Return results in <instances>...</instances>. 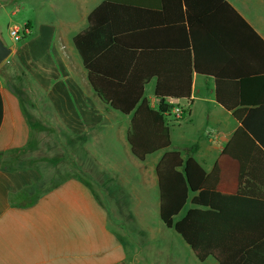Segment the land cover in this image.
<instances>
[{"label":"crops","instance_id":"crops-1","mask_svg":"<svg viewBox=\"0 0 264 264\" xmlns=\"http://www.w3.org/2000/svg\"><path fill=\"white\" fill-rule=\"evenodd\" d=\"M30 1L0 0V9L13 6L16 13L21 3ZM75 1L78 6L70 13L61 10L59 22L42 25L40 32L34 33L32 22L25 23L29 38L21 48L11 47L12 56L17 58L24 50L17 64L24 76L31 77L39 98H45L38 102L40 111L52 108L53 118L47 121L55 124L56 139L104 142L112 108L94 93L87 70L79 68L74 37L89 26V15L105 0L71 2ZM89 1L95 3L87 9L84 4ZM121 1L144 6L128 8L127 15L121 9L114 16L126 30V41L135 44L139 73L150 74L145 96L154 108L159 103L157 90L189 89L193 31L197 64L203 71H194L189 99H168L187 107L181 119L168 118L171 149L183 152L185 158L194 157L208 174L218 165V190L236 194L241 164L224 148L241 121L218 102V91L237 106L235 110L241 108V98L247 113L264 106V82L258 80L264 74L263 44L244 26L239 31L237 18L227 10L221 12L212 0H189V7L181 0ZM225 1L264 41V0ZM38 6L39 10L53 7V1L40 0ZM207 30L221 34L219 41L210 40ZM243 77L246 82L240 87ZM120 114L115 120L117 140L132 164L110 166L93 156L96 166L92 167L72 150V164L56 166L62 172L50 176L45 159L38 162L30 153L34 128L24 103L0 76V264H218L212 257L199 261L183 238L161 220L156 168L165 151L144 161L136 158L127 140L133 115ZM252 117L262 119L264 114ZM86 146L84 153L89 154ZM236 151L245 162L241 189L264 203V153L252 141ZM97 170L111 176L120 173L124 193L116 194L106 186ZM191 207L188 202L177 219ZM251 214L253 223L247 229H262L264 234V204ZM262 244L264 252V240Z\"/></svg>","mask_w":264,"mask_h":264},{"label":"trees","instance_id":"trees-1","mask_svg":"<svg viewBox=\"0 0 264 264\" xmlns=\"http://www.w3.org/2000/svg\"><path fill=\"white\" fill-rule=\"evenodd\" d=\"M188 2L181 0V3L189 7ZM211 2L221 12H231L240 24L239 31L240 26H244L264 46V41L225 0ZM142 7L133 1L105 0L89 15V26L74 37V45L87 70L90 85L105 105L123 115H133L127 140L136 158L144 161L151 154L165 151L156 168L160 217L168 229H174L192 248L198 260L203 262L212 257L218 264H264V252L260 249L264 240L262 229H247L248 223H253L251 213L261 211L264 203L249 197L251 194L241 189L245 162L244 155L236 151L239 146L244 147L246 141H252L264 153V117L257 120L252 117L257 112L264 114V106L251 108L247 113L248 109L243 106L245 99L241 98L239 102L242 106L235 110L237 106L230 105L218 91V102L226 110L234 111L236 118L241 121L238 132L224 148L227 155L239 160L241 164L240 189L236 194L223 193L218 190L221 179L218 165L208 174L194 157L185 158L183 152L171 149L168 114L173 104L168 99H189L193 73L203 71L197 64L199 50L193 31L191 45L194 59L189 89L157 90L155 95L159 103L154 108L145 96L150 74L139 73L134 57L135 44L126 41V30L121 22H115L117 17L114 16L121 9L127 15L130 13L128 8ZM25 28L29 30V26ZM207 31V37L213 42L221 37V34L217 36ZM120 52H126V56L121 57ZM260 76L258 80L264 82V74ZM245 82L246 78L243 77L238 84L242 87ZM188 202L192 207L177 219Z\"/></svg>","mask_w":264,"mask_h":264},{"label":"rangeland","instance_id":"rangeland-1","mask_svg":"<svg viewBox=\"0 0 264 264\" xmlns=\"http://www.w3.org/2000/svg\"><path fill=\"white\" fill-rule=\"evenodd\" d=\"M39 1L40 0H32L27 2V5L21 3L20 10L16 13H14L15 9L13 6H6V8L0 9V37L6 46L19 48L29 38V36H25L21 33L22 39L20 41L14 40L10 35V27L19 26L21 29H24L25 23L32 22L35 26L34 33H36V31L40 32V27H42V25H51L59 22L58 16L62 13L61 10L64 9L70 13V9L78 6L76 1L74 3L71 2L72 0H52L53 7L46 6L39 10ZM94 3L95 2L93 1H89L84 5L87 9H90ZM24 53V50L21 49L17 58L12 56L13 54L11 53L8 59L0 66V76L4 83L13 88L19 94L24 103V107L30 116L32 127L34 128L30 153L37 161L39 160L41 162L45 159V162H47V166L45 167L47 174L55 176L56 172H62L61 170H58V167L56 166H61L63 164L71 165L75 157L71 154L72 150L83 157V160L92 167L96 166L94 164L93 156L104 164L110 166L120 165L122 163L127 165L132 164L117 140L118 130L115 120L117 119V116L122 115L113 109L110 117L111 128L107 131L109 135L106 133L107 135L104 142L101 139L85 140L83 138L71 141L70 139L58 140L55 138V124L47 121L48 119L50 120L53 118L52 108L44 107L43 111H40L38 102L39 100H45V98H39L38 91L34 89L31 77L24 76V73L17 64V62H20V59L22 60L25 56ZM76 60L80 62L79 68L84 70L78 54ZM77 76H79L80 82L83 84L84 79L82 74L79 73ZM24 87L27 91L22 90ZM107 129L108 128H105V130ZM84 146L88 147L90 151L89 154L84 153ZM134 160V162L140 164L139 161L136 159ZM97 172L102 179H105L106 186H110L109 188L112 191L119 195L124 193V187L118 178L120 173L116 172L114 174V172H112L113 176H111L104 171L97 170ZM125 193H127V191H125Z\"/></svg>","mask_w":264,"mask_h":264},{"label":"built area","instance_id":"built-area-1","mask_svg":"<svg viewBox=\"0 0 264 264\" xmlns=\"http://www.w3.org/2000/svg\"><path fill=\"white\" fill-rule=\"evenodd\" d=\"M11 37L16 40L20 41L22 39L21 33H23L25 36L30 33V31L26 28L21 29L19 26H12L9 29ZM187 107L182 106L179 104H174L171 113L168 114L170 118H173L174 120H179L184 116V113L186 111Z\"/></svg>","mask_w":264,"mask_h":264},{"label":"water","instance_id":"water-1","mask_svg":"<svg viewBox=\"0 0 264 264\" xmlns=\"http://www.w3.org/2000/svg\"><path fill=\"white\" fill-rule=\"evenodd\" d=\"M13 49L4 44L0 37V66L8 59Z\"/></svg>","mask_w":264,"mask_h":264}]
</instances>
